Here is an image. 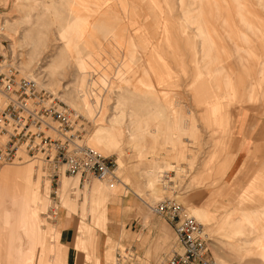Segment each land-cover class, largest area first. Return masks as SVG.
Wrapping results in <instances>:
<instances>
[{"label":"rangeland","instance_id":"1","mask_svg":"<svg viewBox=\"0 0 264 264\" xmlns=\"http://www.w3.org/2000/svg\"><path fill=\"white\" fill-rule=\"evenodd\" d=\"M213 2L201 21L206 29L219 30L221 16L234 27L230 3ZM242 3L245 13L264 18L256 0ZM199 7L196 0L182 8L179 0H0V52L20 76L48 87L79 114L81 143L112 160L118 177L110 188L97 178L62 175L63 190L77 187L68 201L78 196L75 206L64 207L42 157L3 166L0 264H63L64 256L68 264H163L164 256L180 252L169 224L151 211L165 199L190 216L192 207L206 211L204 221L193 217L211 239L215 264H264V240L255 242L263 223L239 231L229 225L263 203L264 135L254 136L264 134V88L254 63L243 64L224 38L211 71H224L227 83L206 73L204 28L182 19L184 10L195 17ZM104 130L111 131L110 146L95 141ZM29 163L40 165L45 186L36 215L10 190L13 182H28L27 172L12 171ZM4 174L12 181L4 184ZM93 186L110 203L106 230L91 210ZM66 217L68 231L57 241L53 226L60 233ZM17 246L32 248L35 258Z\"/></svg>","mask_w":264,"mask_h":264},{"label":"built area","instance_id":"2","mask_svg":"<svg viewBox=\"0 0 264 264\" xmlns=\"http://www.w3.org/2000/svg\"><path fill=\"white\" fill-rule=\"evenodd\" d=\"M8 63L0 53V166L21 156L42 154L50 164L64 165L68 173L81 170L98 177L109 176L113 163L80 145L79 133L70 134V141L61 134L54 139L49 137L47 130L64 132L69 129L71 118L77 116L52 92L19 76ZM168 207L171 217H167L175 222L174 211L179 205L172 203ZM180 225L176 224V231L184 251L170 256L166 264H213L200 225L193 219Z\"/></svg>","mask_w":264,"mask_h":264},{"label":"crops","instance_id":"3","mask_svg":"<svg viewBox=\"0 0 264 264\" xmlns=\"http://www.w3.org/2000/svg\"><path fill=\"white\" fill-rule=\"evenodd\" d=\"M189 0H179V7L184 6V2ZM194 1V0H192ZM198 3H200V7L198 8V14L195 12V17H192V12L189 11V9L184 10L182 13V19L183 23L186 26H192L193 24H196L198 22L199 25L197 27L204 28V39L205 42L208 43L207 47V53L209 54V59L207 65H205V71L207 74H213L214 77L219 78L224 75V71L222 70H214L211 71V67L216 64V56H219L218 53L219 48L221 49V45L218 44V39L224 38L229 45L225 46V48H228L231 50V52L235 53V56L238 58H244L243 64L246 66H249L252 63H254L255 67V73L257 74V79L260 83H262V87L264 88V82H261L260 75H264V25L261 23L263 22L262 15H255L253 16L252 12L245 13L244 5L242 3V0H226L229 4V9L231 10V14L229 17L236 20V23L234 22V27H229V24L223 20V17L221 16L219 20L220 27L219 30L214 28V33H210L206 27L202 24V19L204 18L205 11H206V4L208 0H196ZM216 0H214L215 2ZM258 8L264 11V0H256ZM213 2V3H214ZM219 8V6H218ZM257 19V23H253L252 20ZM195 20V22H194ZM240 24L241 27H237L236 25ZM102 25V23L98 24ZM105 23H103V26ZM112 25V24H111ZM196 27V28H197ZM226 27V29H225ZM229 27V28H228ZM157 28H159V25H157ZM197 37L199 39V42L201 44V40L199 38V32L196 30ZM224 48V47H223ZM225 78V83L228 81L227 76H223ZM254 95V94H253ZM227 97H230V94H226ZM253 98V97H252ZM248 99V98H247ZM250 101V99H248ZM252 100V99H251ZM244 118V117H243ZM241 118V120H243ZM257 131V130H256ZM255 131V132H256ZM264 134H260V130L256 135L254 136V141L259 140ZM243 145V142H242ZM252 159H250L249 162L245 163L243 166V169L248 168L249 165H252ZM14 173H25L27 172L28 182H13L12 188L10 189L13 193V196L17 199L20 206L24 205L25 207L32 208L34 214H38L40 210L43 208V199H42V192L43 188L45 187L42 184V177H41V167L40 165L36 163H29L26 166L17 167L14 168ZM7 175V174H6ZM8 177V176H7ZM11 177H8L5 179L4 184L7 182H11ZM241 181V178H235L233 182ZM48 182V181H46ZM62 180L58 183V190L57 193L59 195L61 205L66 207L68 204L70 206H75V202L78 201V196L73 199V203L68 201V198L66 196L67 192L70 189H77L75 188H68L67 190L62 189ZM9 186H11L9 184ZM244 187V186H243ZM242 187V189H243ZM108 189L109 187H105ZM242 189L238 192V194L242 191ZM260 191L264 195V182H262L260 186ZM90 196H91V210L96 215L100 216L103 219V230H106V224H107V206L110 204L106 197V193L100 191L96 186H93L89 190ZM263 203L256 208L251 209L249 212L246 210H242V213L240 214V218L233 219L229 221V225L234 228V230L239 231L241 227L245 226H253L257 222H262L264 226V198L261 199ZM63 210V209H62ZM248 212V213H247ZM191 215L200 219L201 221H204L206 219V211L201 207H192L191 208ZM66 216V213H65ZM68 221V217L65 218L63 221L64 228L61 229L60 233L57 232L55 227L53 226L52 233L55 236V239L58 241V237L60 234H62L65 231H68L67 228H65ZM109 221V220H108ZM80 233V228H79ZM83 237H80V234L74 238L72 242H74V245L76 247H79L81 245ZM264 240V232L260 233L258 237L255 239V242L260 245ZM28 248H24L21 246H17V250L19 252L23 253V256L26 258H35V252H32ZM74 250V249H73ZM211 251V250H210ZM212 254V253H211ZM64 261V262H63ZM63 264H68V261L66 262V257L62 258ZM97 264V263H95Z\"/></svg>","mask_w":264,"mask_h":264},{"label":"bare ground","instance_id":"4","mask_svg":"<svg viewBox=\"0 0 264 264\" xmlns=\"http://www.w3.org/2000/svg\"><path fill=\"white\" fill-rule=\"evenodd\" d=\"M96 31H97V29H96ZM98 34H100L99 32H98ZM107 34L108 35H110L111 33H110V31L109 30H107ZM104 36V35H103ZM204 38V37H203ZM1 53V52H0ZM2 54V53H1ZM3 55V54H2ZM3 58H5L4 57V55H3ZM8 64H11L16 70H17V68H16V66L14 65V63H12V62H10V63H8ZM17 72H18V70H17ZM18 75H19V72L17 73ZM20 76V75H19ZM25 78V77H24ZM30 79V78H29ZM31 80H33L36 84H37V86L38 87H44V88H48V87H46V86H44V85H42V84H40L38 81H36L35 79H31ZM47 90H49L50 92H52L56 97H55V99L57 100V101H61L62 103H64L52 90H50L49 88L47 89ZM65 104V103H64ZM66 105V104H65ZM70 110H71V112L74 114V115H76L77 117H72L71 118V124H70V127H69V129H64V132H56V131H54V130H52V129H49V130H47L46 131V133L49 135V137L50 138H52V139H54V137L56 136V135H59V134H61L62 136H64V137H67L68 138V140L70 141V139H69V137H70V134H78L79 133V136H80V130H79V114H77L74 110H72L68 105H66ZM109 133H111V131L110 130H104V131H98V133H97V135L95 136V141L97 142V143H99V144H101V142L102 143H105L106 145H112L113 144V140H112V136L109 134ZM79 144L80 145H82V146H84V144H82L81 143V141H80V138H79ZM86 146V145H85ZM88 147V146H87ZM91 149V148H90ZM93 150V149H92ZM94 151V150H93ZM96 152V151H95ZM97 153V152H96ZM99 154V153H98ZM100 155V154H99ZM42 157V161L44 162V164L45 165H47L51 170H52V172H53V175H52V178L53 179H56V181H58L59 182V180H60V178H61V176L63 175V176H67V175H72V176H76V175H78L79 176V178L80 177H82L83 179H91V178H97V180H99V181H103V182H106L109 186H110V188H112L114 185H116V183L118 182V177H117V175H116V170H117V168H116V164L112 161V160H110L109 158H107V157H103V156H101L103 159H106V160H110L112 163H113V165H112V167L110 166L109 167V170H110V174H109V176H107V177H98L97 175H95V174H92V173H87V172H84V171H81V170H79V171H75L74 173H68L67 172V170L64 168V165H58V164H50L49 162H47L45 159H44V157H43V155L42 154H37V156L36 157H32V158H27V159H37L38 157ZM23 158H26V157H23V156H21V158L20 159H17V160H15V161H13V162H10V163H5V164H2L1 166H0V169L4 166L5 167V165L7 164H12V163H14V162H16V161H21V160H23ZM3 167V168H4ZM6 178H8L7 177V175H3L2 176V182H5V179ZM106 178H110V179H106ZM172 203H175V204H177V205H179V208L178 207H176V209H175V211H174V214L176 215L175 216V222H171V220L167 217V216H170V208L168 207L170 204H172ZM161 205H165V207L164 208H161ZM167 209H169V211H167ZM151 211L154 213V214H156L157 216H160V217H162L168 224H169V226L171 227V229H172V231H173V233L175 234V236H176V238H177V240H178V242H179V245H180V252H182V251H184L183 250V247H182V245H181V239H180V236H179V234H178V232L176 231V224H177V227H181V225H180V222H183L184 220L185 221H188V220H190V219H193L197 224H199L200 225V227L202 228V231H203V234H201V235H203L204 236V238H205V240H206V243H207V246H208V253L210 254V256H211V261H212V263L213 264H215V261H214V259H213V256H212V254H211V251H210V241H211V239L209 238V236H208V234L205 232V230H204V227H203V225L200 223V222H198L193 216H190V214L188 213V211H187V209L184 207V206H182V205H180V204H178V203H176L175 201H173V200H171V199H165V200H163V201H160V202H158L157 204H155L154 206H152L151 207ZM171 217V216H170ZM179 252V253H180ZM174 254H172L171 256H173ZM166 257V259H165V261H164V263L163 264H166V262H167V259H169V257L170 256H164L163 258H165ZM160 263H162V262H160Z\"/></svg>","mask_w":264,"mask_h":264}]
</instances>
